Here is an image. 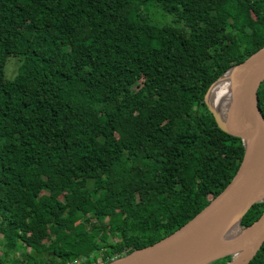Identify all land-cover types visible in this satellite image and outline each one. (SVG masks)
I'll use <instances>...</instances> for the list:
<instances>
[{
  "label": "trees",
  "instance_id": "obj_1",
  "mask_svg": "<svg viewBox=\"0 0 264 264\" xmlns=\"http://www.w3.org/2000/svg\"><path fill=\"white\" fill-rule=\"evenodd\" d=\"M263 45L264 0H0V264H105L193 217L242 156L203 95Z\"/></svg>",
  "mask_w": 264,
  "mask_h": 264
},
{
  "label": "water",
  "instance_id": "obj_2",
  "mask_svg": "<svg viewBox=\"0 0 264 264\" xmlns=\"http://www.w3.org/2000/svg\"><path fill=\"white\" fill-rule=\"evenodd\" d=\"M223 77L230 96L231 125L207 101V93ZM264 80V45L226 68L208 87L203 102L215 125L240 139L242 156L229 182L201 210L156 242L105 264H247L264 241V118L257 107V89ZM262 203L258 217L239 228L244 213Z\"/></svg>",
  "mask_w": 264,
  "mask_h": 264
},
{
  "label": "bare ground",
  "instance_id": "obj_3",
  "mask_svg": "<svg viewBox=\"0 0 264 264\" xmlns=\"http://www.w3.org/2000/svg\"><path fill=\"white\" fill-rule=\"evenodd\" d=\"M207 101L217 111L221 119L228 126L231 125L232 107L230 96L227 91L226 81L223 77L218 79L207 93Z\"/></svg>",
  "mask_w": 264,
  "mask_h": 264
},
{
  "label": "rangeland",
  "instance_id": "obj_4",
  "mask_svg": "<svg viewBox=\"0 0 264 264\" xmlns=\"http://www.w3.org/2000/svg\"><path fill=\"white\" fill-rule=\"evenodd\" d=\"M158 15H159L158 13H155L151 19L158 23L168 22L169 20L168 16L161 17ZM17 65H18V59L16 57H8L5 68H4V76L6 78H12L16 72ZM16 257L19 259L20 257L19 253H16L13 257H9L8 258L9 263L15 264Z\"/></svg>",
  "mask_w": 264,
  "mask_h": 264
},
{
  "label": "built area",
  "instance_id": "obj_5",
  "mask_svg": "<svg viewBox=\"0 0 264 264\" xmlns=\"http://www.w3.org/2000/svg\"><path fill=\"white\" fill-rule=\"evenodd\" d=\"M99 264V263H98Z\"/></svg>",
  "mask_w": 264,
  "mask_h": 264
}]
</instances>
